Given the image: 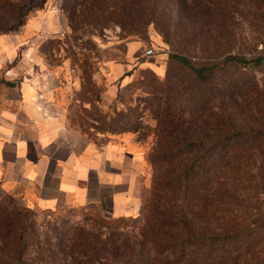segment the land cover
<instances>
[{
    "label": "rangeland",
    "instance_id": "obj_1",
    "mask_svg": "<svg viewBox=\"0 0 264 264\" xmlns=\"http://www.w3.org/2000/svg\"><path fill=\"white\" fill-rule=\"evenodd\" d=\"M48 1L59 5L65 25L40 45L35 63L44 64L58 79L61 88L54 97L70 129L99 146L123 142L139 159L140 207L133 215L122 217L104 215L93 205L27 208L1 186L0 204L20 208L33 236L26 240L32 264L44 263L41 252L49 244L59 254L57 264H67L73 257L80 264H89L93 249L106 259L109 250L125 249L141 239L140 216L148 205L152 175L147 157L153 133L159 128L158 113L166 107L177 110L185 106L187 90L194 86L191 74L171 55L185 54L194 63L207 65L221 61L227 53L247 59L264 57V0H0V33L19 31L29 14L44 8ZM201 6L223 9L211 15L198 12ZM142 23L150 24L141 27ZM156 23H172L171 42H166ZM136 42L139 46L131 50L130 44ZM150 46L156 51L146 56L145 49ZM119 65L125 71L115 78L114 67ZM212 82L208 88L243 83L252 89L251 95L260 98L264 62L256 67L232 64ZM113 84L116 87L110 89ZM126 115H131L140 134L119 133ZM258 116L264 123V112ZM252 127L261 128L256 123ZM246 162L253 181L244 182V176L240 180V208L249 197L251 212L264 213V177L259 179L264 169L259 159ZM257 250L260 259L254 261L262 262L264 237Z\"/></svg>",
    "mask_w": 264,
    "mask_h": 264
},
{
    "label": "trees",
    "instance_id": "obj_2",
    "mask_svg": "<svg viewBox=\"0 0 264 264\" xmlns=\"http://www.w3.org/2000/svg\"><path fill=\"white\" fill-rule=\"evenodd\" d=\"M221 9L201 6L196 10L215 15ZM155 26L166 42H171L172 23ZM194 46L200 48L198 43ZM171 57L191 74L194 86L187 90L185 106L177 110L166 107L158 113L159 128L153 133L147 157L152 175L148 205L140 216L141 239L125 249L109 250L106 259L93 249L87 262L264 264V260L254 261L260 259L257 248L264 237V213L251 212L249 197L240 208L237 193L242 176L248 184L253 181L246 161L259 159L264 169V123L257 118L264 112V91L259 98L243 83L207 87L217 73L232 64L256 67L264 57L247 59L242 54L227 53L212 65L196 64L180 53ZM130 118L126 115L120 121L119 133L140 134ZM255 123L261 128L253 129ZM259 174L263 179L264 170ZM11 208L0 204V264H32L26 241L33 238L31 229L25 226L20 208ZM50 247L41 252L43 264H57L60 259ZM73 258L67 264H80Z\"/></svg>",
    "mask_w": 264,
    "mask_h": 264
},
{
    "label": "crops",
    "instance_id": "obj_3",
    "mask_svg": "<svg viewBox=\"0 0 264 264\" xmlns=\"http://www.w3.org/2000/svg\"><path fill=\"white\" fill-rule=\"evenodd\" d=\"M64 25L59 5L48 1L19 31L0 34V186L26 207L93 205L107 216L133 215L139 159L123 142L99 146L70 129L54 97L58 79L35 63L40 45ZM123 68L114 67L115 78Z\"/></svg>",
    "mask_w": 264,
    "mask_h": 264
},
{
    "label": "built area",
    "instance_id": "obj_4",
    "mask_svg": "<svg viewBox=\"0 0 264 264\" xmlns=\"http://www.w3.org/2000/svg\"><path fill=\"white\" fill-rule=\"evenodd\" d=\"M155 48L154 47H148L147 49H145V55L146 56H152L154 53H155ZM43 97V95L42 94H40V98H42Z\"/></svg>",
    "mask_w": 264,
    "mask_h": 264
}]
</instances>
